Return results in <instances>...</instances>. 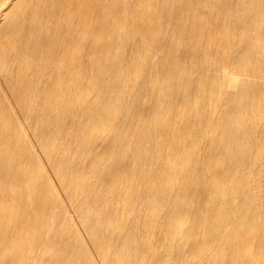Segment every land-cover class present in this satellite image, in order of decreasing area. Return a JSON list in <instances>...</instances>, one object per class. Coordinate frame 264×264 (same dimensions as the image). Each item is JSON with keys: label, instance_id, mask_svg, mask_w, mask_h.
I'll list each match as a JSON object with an SVG mask.
<instances>
[{"label": "bare ground", "instance_id": "6f19581e", "mask_svg": "<svg viewBox=\"0 0 264 264\" xmlns=\"http://www.w3.org/2000/svg\"><path fill=\"white\" fill-rule=\"evenodd\" d=\"M263 70L264 0H0V264H255Z\"/></svg>", "mask_w": 264, "mask_h": 264}, {"label": "rangeland", "instance_id": "374dc122", "mask_svg": "<svg viewBox=\"0 0 264 264\" xmlns=\"http://www.w3.org/2000/svg\"><path fill=\"white\" fill-rule=\"evenodd\" d=\"M227 49V48H225ZM221 70L218 72L220 74H225V73H229L230 71H232V65L230 63H228L227 65H223L221 68ZM238 78L242 77L241 75H236ZM251 81L255 82L257 87H258V92L255 95V99L259 101V114H258V120L260 122L261 126H264V70L261 72V74L255 75L253 77H250ZM216 91L215 94L216 95ZM35 151H37L38 156L40 158L41 161V165L42 167L46 170L47 175L50 179L51 182V186L56 190L57 192V196L59 198V200L61 202H63L64 205H66V207H68L69 210V216L72 218V221L76 224L77 228L79 229V232L82 236V239L84 241L88 243H90L88 241V234L87 232H85L83 230L84 225L82 223L79 222V220L77 219L76 214L73 212V208L71 207V205H69V203L67 202V198H66V193L63 189V187H61L60 182L58 181L57 177L55 176V173H53V170L51 169V167L49 166L48 162L45 159V155L44 152L41 151V149H39L38 146H34ZM69 241L72 242L71 239H67ZM86 245V244H85ZM87 250L88 252H90L93 256V258L97 261V264H101V259L99 257V255L94 251V248L92 246H87ZM80 253V250L77 246H75V244L72 246L71 248V254H78ZM172 264H182L181 261H176V262H172ZM255 264H264V256L257 253L255 254Z\"/></svg>", "mask_w": 264, "mask_h": 264}]
</instances>
